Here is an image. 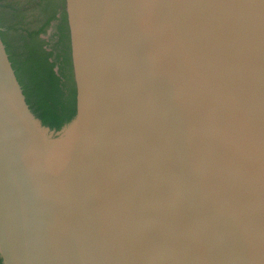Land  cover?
I'll list each match as a JSON object with an SVG mask.
<instances>
[{
    "label": "water",
    "instance_id": "obj_1",
    "mask_svg": "<svg viewBox=\"0 0 264 264\" xmlns=\"http://www.w3.org/2000/svg\"><path fill=\"white\" fill-rule=\"evenodd\" d=\"M65 10L78 112L60 130L0 35L3 264H264V0Z\"/></svg>",
    "mask_w": 264,
    "mask_h": 264
},
{
    "label": "trees",
    "instance_id": "obj_2",
    "mask_svg": "<svg viewBox=\"0 0 264 264\" xmlns=\"http://www.w3.org/2000/svg\"><path fill=\"white\" fill-rule=\"evenodd\" d=\"M33 6L29 15L27 5ZM53 22L58 42L42 37ZM0 35L27 103L42 123L60 130L78 112L77 82L65 0H0ZM55 53V59L53 55ZM58 65V70L55 67ZM0 264H3L0 257Z\"/></svg>",
    "mask_w": 264,
    "mask_h": 264
},
{
    "label": "rangeland",
    "instance_id": "obj_3",
    "mask_svg": "<svg viewBox=\"0 0 264 264\" xmlns=\"http://www.w3.org/2000/svg\"><path fill=\"white\" fill-rule=\"evenodd\" d=\"M13 1L14 3H16V5L18 6H23V3H26L27 0H10ZM27 7L29 9L28 14L31 15L34 13L33 11V6L32 5H28L26 4ZM55 22H53V24L51 25V27L48 29V31L42 35V37L44 38V40L46 41V48L51 51L53 46L58 42V37L57 35H54L56 29H55ZM55 59V53L53 55V60ZM56 70H58V65L55 67Z\"/></svg>",
    "mask_w": 264,
    "mask_h": 264
},
{
    "label": "flooded vegetation",
    "instance_id": "obj_4",
    "mask_svg": "<svg viewBox=\"0 0 264 264\" xmlns=\"http://www.w3.org/2000/svg\"><path fill=\"white\" fill-rule=\"evenodd\" d=\"M55 24H56V22H55Z\"/></svg>",
    "mask_w": 264,
    "mask_h": 264
}]
</instances>
